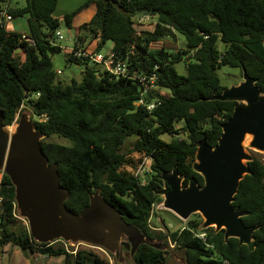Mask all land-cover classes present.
<instances>
[{"label":"trees","instance_id":"16d2710c","mask_svg":"<svg viewBox=\"0 0 264 264\" xmlns=\"http://www.w3.org/2000/svg\"><path fill=\"white\" fill-rule=\"evenodd\" d=\"M56 5L57 0H26L21 8L9 7L13 19H25L33 45L19 41L20 33L6 32L0 24V115L7 127L23 105L36 117L32 123L45 136L40 141L42 152L49 164H57L60 185L69 193L66 209L79 213L98 192L148 240L132 255L135 264H165L169 244L182 252L186 264H264V164L259 159L247 163L249 174L240 181L232 202L244 213L245 227H258L250 244H239L235 238L225 241L224 230H199L193 221L170 233L154 231L149 224L153 207L162 202L163 173L175 170L183 187L190 182L203 186L202 176L193 170L198 143L204 140L214 148L222 124L238 104L214 99L226 90L217 69L225 65L239 74L245 70L264 94V0H87L63 15L70 28L72 18L92 5L94 15L83 24L98 40L90 51L99 52L110 41L111 52L127 58L132 71L157 76L156 91L145 98L147 102L156 98L158 103L150 111L134 105L140 85L86 67L88 59H76L71 53L69 62L85 66L80 82L55 83L51 58L62 50L54 40L59 26L53 16ZM143 13L154 16L156 23L140 37L134 18ZM174 33L184 37L185 50L150 49ZM81 45L82 37L77 35L73 48ZM187 54L186 74L178 75L173 66ZM163 90L168 94H160ZM161 134L169 135L170 141L160 140ZM50 136L68 145L47 142ZM128 138L134 141L123 151ZM132 153L151 159L146 180L124 170L135 162L129 157ZM0 175V245L62 257L63 264H106L92 250H68L61 240L35 242L18 219L14 186L8 176ZM152 241H159L157 248L150 245Z\"/></svg>","mask_w":264,"mask_h":264},{"label":"water","instance_id":"95a60500","mask_svg":"<svg viewBox=\"0 0 264 264\" xmlns=\"http://www.w3.org/2000/svg\"><path fill=\"white\" fill-rule=\"evenodd\" d=\"M142 16L148 17L149 13ZM255 83L243 70L242 82L214 97L238 104L222 124L214 148L208 147L204 140L198 143L193 170L202 176V187L194 182L183 187V179L175 170L161 175L165 210L184 221L199 213L204 228L224 230L225 241L235 238L244 245L252 242L258 227H245L241 221L244 213L233 208L232 202L240 181L249 174L247 163L252 158L243 147L245 138L250 137L251 149L264 152V94ZM3 121L0 115V172L14 186L16 212L26 220L35 242L47 244L61 240L71 246L102 249L117 257L123 248L134 254L140 244H149L98 192L79 213L67 210L65 202L69 193L60 185L57 164H49L41 149L44 134L36 131L26 114L20 116L12 132Z\"/></svg>","mask_w":264,"mask_h":264},{"label":"rangeland","instance_id":"374dc122","mask_svg":"<svg viewBox=\"0 0 264 264\" xmlns=\"http://www.w3.org/2000/svg\"><path fill=\"white\" fill-rule=\"evenodd\" d=\"M87 0H59L57 8H55L54 16L59 19V26L57 32H59L62 36V40L58 41V45L61 47V51L55 53L51 58V63L53 67V71L55 72V83H59L61 85H68L72 81L80 82L82 78V74L85 70V66L83 64H75L73 62H69L68 57L69 53L68 49L73 47V41L77 35L82 37V48L86 47L88 44H91V48L95 49L97 46V38L93 35H89V32L83 29V24L85 20L94 12V8L92 5H89L88 8H84L79 11L71 21L70 28L66 26L62 19V14H69L74 10L78 9L81 5H83ZM26 0H10L11 8H21L25 5ZM135 25L134 28L138 34V36L142 37V32L144 31H152L153 26L156 23V18L154 16L151 17H135L134 18ZM24 18L13 19L10 22L4 24V28L6 32L9 33H25L26 25ZM91 40V41H90ZM84 43V44H83ZM79 47V46H77ZM163 48L167 52H176L178 50H185V39L183 36L174 33L173 37L165 38L160 40L157 43H153L150 45L151 50ZM112 49V43L110 41L105 42V44L99 50L101 54H107ZM218 49L222 51L223 43H218ZM22 54L18 53L20 59H22ZM188 59V54L182 56V60L174 64V69L178 75L184 76L186 74V60ZM95 67L99 70V72L103 71V68L100 65H94L92 63H88L86 67ZM59 72V73H58ZM217 75L219 81L222 86L226 87V89L230 87L237 86L240 82H242V74L236 69L230 68L225 65H221L217 69ZM160 94L167 95V91H160ZM26 114L28 116L29 121L36 120L28 107L23 105L16 115V119L11 126L8 127L7 130L12 132L15 128L16 122L19 120L20 116ZM178 127L182 126V123L177 124ZM160 140L163 142H169L171 137L167 134H161ZM47 142L68 145V142L58 138L56 136H50L46 138ZM134 138H128L124 145L122 146V150L126 151L131 148ZM250 137H246L243 143V147L245 152L251 156V158L259 159L264 164V152H257L249 147ZM132 157L135 162L132 163L129 167H125L124 170L127 172L135 173L138 169V166L141 164L143 169L138 173V177L142 180H146L148 176V170L150 166V162L147 163L143 158L139 156H135L133 153L129 154V157ZM145 162V164H144ZM147 174V175H146ZM1 177V175H0ZM162 204V202H161ZM18 216V214H17ZM19 221L25 227H27V222L24 219H21L18 216ZM193 221L197 223L199 226V230L203 227L204 219L199 213H194L189 216V218L184 221L178 218L172 212L165 210L163 206L160 204H156L153 209L149 219L150 227L154 231H162L166 232H176L186 227L188 222ZM163 223V225H162ZM159 241H152L151 243L157 245L158 247ZM164 243V241H160V244ZM169 244V243H168ZM167 244V245H168ZM73 247V248H72ZM66 249L68 250H77V249H88L92 250L95 254H97L100 258H102L106 264H135L132 260L131 250H127L126 252H121L120 257L110 254L102 249L87 247L84 245H75L71 246L66 244ZM173 246L169 244V248L166 255L165 264H186L183 260V255L181 251L172 249ZM0 264H63V258H49L37 254H30L29 252H21L16 247L7 245H0Z\"/></svg>","mask_w":264,"mask_h":264},{"label":"built area","instance_id":"2783aa9c","mask_svg":"<svg viewBox=\"0 0 264 264\" xmlns=\"http://www.w3.org/2000/svg\"><path fill=\"white\" fill-rule=\"evenodd\" d=\"M10 7V0H0V24H5L13 20L12 16L8 13ZM55 42L62 40V36L59 32L55 33ZM19 41L33 45L34 42L26 34L20 33ZM68 53H71V56L76 59H88L90 62L100 65L103 70L109 73L114 79H125L131 82H135L141 87V93L138 101L134 104L135 106L145 107L147 110H152L158 103H156V98L154 100L146 101V97L153 94L156 91L157 86V76L154 73H146L144 71L136 72L132 71L129 67L128 59L118 58L113 52H108L107 54H101L99 52L90 51L84 48H66ZM156 69V67H155ZM59 73V72H58ZM143 158L145 162L148 161L151 164V159L147 157H142L139 154H135ZM144 162V164H145ZM137 164V163H136ZM143 169L141 164L138 166V169L135 173L131 172L134 177H138V173ZM149 171V170H148ZM1 204V198H0ZM160 206L162 205L159 203ZM1 212V211H0ZM200 238H203V235H199ZM55 242V241H54ZM53 243V242H52Z\"/></svg>","mask_w":264,"mask_h":264},{"label":"crops","instance_id":"0c3cea01","mask_svg":"<svg viewBox=\"0 0 264 264\" xmlns=\"http://www.w3.org/2000/svg\"><path fill=\"white\" fill-rule=\"evenodd\" d=\"M58 2H59V0H57V5H56V8H57V6H58ZM93 7V6H92ZM88 8V7H87ZM94 8V7H93ZM94 12H95V9H94ZM94 12L85 20V23L86 22H88L89 20H90V18L94 15ZM66 14V13H65ZM65 14H62V16L63 15H65ZM53 16H54V13H53ZM55 17V16H54ZM55 18H57V17H55ZM58 19V18H57ZM25 25H26V23H25ZM26 30H27V27H26ZM27 33V31L24 33V34H26ZM83 39V38H82ZM84 44V43H83ZM73 45H74V41H73ZM73 48V47H72ZM83 48H87L88 50H94V49H92L91 48V44H88L87 45V47H83Z\"/></svg>","mask_w":264,"mask_h":264}]
</instances>
